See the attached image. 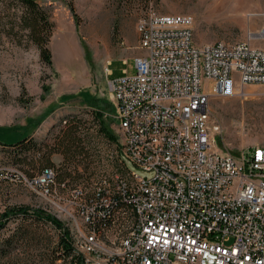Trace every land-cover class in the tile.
<instances>
[{"label":"built area","instance_id":"1","mask_svg":"<svg viewBox=\"0 0 264 264\" xmlns=\"http://www.w3.org/2000/svg\"><path fill=\"white\" fill-rule=\"evenodd\" d=\"M192 23L140 18L133 74L107 81L131 168L113 193L98 186L84 202L88 232L72 250L80 261L68 254L60 264H264V147L239 159L217 152L209 108L212 98L264 86V47L254 45L264 30L199 46ZM54 179L46 168L32 182L52 195ZM121 216L131 227L105 244Z\"/></svg>","mask_w":264,"mask_h":264},{"label":"rangeland","instance_id":"2","mask_svg":"<svg viewBox=\"0 0 264 264\" xmlns=\"http://www.w3.org/2000/svg\"><path fill=\"white\" fill-rule=\"evenodd\" d=\"M36 1L52 27L49 64L19 26L23 9L11 0H0V142L13 144L31 136L42 147L40 153L30 151L25 158H12L15 150L0 146V214L19 208L41 210L60 228L43 225L42 245L33 247L30 240L20 241L0 264H14V259L19 264H60L59 252L79 262L72 250L81 234L88 232L81 216L84 202L98 186L113 193L116 177L127 180L131 166L123 156L107 81L120 77L123 69L133 74L132 59L141 54L137 33L141 17L150 12L188 15L194 44L199 46L241 42L264 30V0H223L221 4L220 0L215 4L210 0ZM254 45L264 47V41L256 40ZM129 56L133 58L126 65L113 61ZM107 67L112 77L107 75ZM209 108L217 152L239 159L255 147H264V86L246 87L244 96L212 98ZM74 124L83 153L69 160L60 144L63 132ZM46 168L55 173L48 188L52 195L32 182ZM64 174L69 177L63 179ZM131 223L122 216L114 220L104 243L123 238ZM17 224L19 218L12 219L0 232V243ZM59 233L66 235V252L63 248L52 252Z\"/></svg>","mask_w":264,"mask_h":264},{"label":"trees","instance_id":"3","mask_svg":"<svg viewBox=\"0 0 264 264\" xmlns=\"http://www.w3.org/2000/svg\"><path fill=\"white\" fill-rule=\"evenodd\" d=\"M11 1L15 3L16 6H20L23 9V14L19 23L20 28L26 31L29 42L36 46L42 60L49 64L50 54L48 50V43L52 27L46 12L36 0ZM88 103L93 105L90 101ZM99 111L100 110H97V116L99 115ZM102 130L104 131L105 129L102 128ZM106 135L109 139L113 138L110 134ZM0 146L12 148L13 151L15 150V153L11 155L12 158H20L21 156L22 158H25L24 154H27L30 151L40 153L42 150L41 145L36 144L31 136H27L13 144L0 142ZM60 147L62 153H64L66 157H69V160H74L78 156L82 155L83 148L81 147V141L78 137V127L75 124L74 126L71 125L67 127L63 132ZM38 159L40 160L41 158H37V160ZM36 163H39V161H36ZM67 177H69V174H64L62 176L63 179ZM17 218H19V224H17L14 228L13 233L0 243V261L4 258L8 260L13 246L16 247L20 241L30 240L32 241L33 247L42 245V239L45 233L43 225L51 223L54 230H58L60 228L57 221L46 215L41 210L31 211L25 208H19L10 209L5 211L3 214H0V232L6 229L12 219ZM65 236V233H59L57 247L54 248L52 252H58L57 250L60 248H63L65 252L68 251V246L64 242V239H66ZM45 260L48 259L45 258L44 261ZM62 260H65L64 256H62L61 252H59L57 261L60 262ZM13 263L19 264V260L14 259ZM50 263L52 264L53 262Z\"/></svg>","mask_w":264,"mask_h":264},{"label":"crops","instance_id":"4","mask_svg":"<svg viewBox=\"0 0 264 264\" xmlns=\"http://www.w3.org/2000/svg\"><path fill=\"white\" fill-rule=\"evenodd\" d=\"M129 58H133V56H129V57L126 58V60H127V64H128V59H129ZM119 60L123 61L122 58H117V59H114L113 61H119ZM132 60H133V59H132ZM113 61H112V62H113ZM112 62H111V63H112ZM110 65H111V64H110ZM112 76H113V73H112V71H111V75H110V77H112ZM110 77H109V78H110ZM114 79H115V78H114ZM112 80H113V79H112Z\"/></svg>","mask_w":264,"mask_h":264},{"label":"bare ground","instance_id":"5","mask_svg":"<svg viewBox=\"0 0 264 264\" xmlns=\"http://www.w3.org/2000/svg\"><path fill=\"white\" fill-rule=\"evenodd\" d=\"M213 4L217 3L219 0H210ZM223 0H220V4L222 3Z\"/></svg>","mask_w":264,"mask_h":264}]
</instances>
